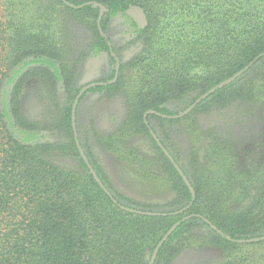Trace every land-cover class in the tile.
<instances>
[{"label":"trees","instance_id":"trees-1","mask_svg":"<svg viewBox=\"0 0 264 264\" xmlns=\"http://www.w3.org/2000/svg\"><path fill=\"white\" fill-rule=\"evenodd\" d=\"M96 4L105 8L102 14ZM116 17L127 23L132 43L143 44L128 68L135 80L130 84L122 75L115 83L114 77L94 82L80 100L125 90L129 115L122 131L130 134L150 135L146 121L152 119L186 123L192 151L184 165L172 154L180 171L154 139L161 170L139 150L129 155L142 179L164 176L173 198L124 201L134 210L166 209L159 216L131 212L121 196L109 195L76 143L72 116L80 90L65 55L80 49L76 28L84 27L92 34L84 51L94 57L107 53L114 75L117 68L121 74L126 65L107 34ZM33 93L46 105L44 125L24 111V98ZM170 102L183 111L171 110ZM77 112L78 107L76 117ZM200 114L229 116L252 135L225 136L215 126L201 132ZM43 132L58 140L45 139ZM202 135L206 153L200 157L196 140ZM105 147L115 148L113 142ZM247 150L262 151L258 157ZM179 222L155 258L157 245ZM259 236H264V0H0V264L153 259L178 264L197 246L222 251L220 264H264V241L237 242Z\"/></svg>","mask_w":264,"mask_h":264},{"label":"rangeland","instance_id":"rangeland-1","mask_svg":"<svg viewBox=\"0 0 264 264\" xmlns=\"http://www.w3.org/2000/svg\"><path fill=\"white\" fill-rule=\"evenodd\" d=\"M76 30L77 43L80 49L74 55L68 54L69 57L65 55V58L67 66L74 69L77 78L76 89L79 91L93 82L114 77V66L107 53L94 57L88 51H84V48L88 47L92 40V34L84 27H77ZM107 34L116 48L121 61L126 65L124 71L118 75V79L120 76L125 75L123 80L127 78L126 80L130 81V84H133L135 80L134 71L128 68L134 57L141 51L143 44L132 43V35L122 17L112 19ZM30 89L33 88L27 89L28 93L33 91ZM33 94L35 97L33 95L24 98V111L29 117L40 121L44 125L42 119L46 105L41 101L38 93ZM60 95L61 101H65L66 95L64 89L60 90ZM167 106L174 112L179 113L183 111V108L179 107L176 102H170ZM128 115L129 108L125 97V90L120 89L117 94L111 96H105L101 93L87 94L78 105L76 117V130L80 146L84 150L91 166L96 168L100 173L99 177L107 190L113 196H121L123 198L121 203L124 206L134 208L130 203L124 201L126 199L138 200L148 204L166 203L173 198H171L169 193L166 178L163 176V179L159 180L142 179L137 171L139 164L129 156L132 151L139 150L141 155L146 156L148 159H153L155 168L158 167L157 169L161 170L163 165L160 159H158L157 149L154 147V138L151 133L150 135L145 133L134 134V132L130 134L128 130L122 131ZM231 120L232 118L229 116L220 118L219 114L213 117L200 114L196 117L198 128L201 132L215 126L217 131L225 136H228L229 131L240 134L247 139L251 137L252 134L247 129L242 128L244 124L233 125L231 124ZM149 122L146 121V124H149V129L155 132L163 146L167 150L169 149L168 151L171 155L176 154L180 164L184 165L187 161V156L192 151L190 149L193 145V139L186 130V123L180 121L169 125L161 123L156 119H152ZM253 122L250 123V120H248L246 124L257 126ZM258 124L260 125L259 122ZM41 135L51 142L58 140L52 138V135L48 132H43ZM110 138H113V140L111 141ZM171 140L172 144H170ZM196 141L199 148L196 151L202 157L206 153L205 138L202 135ZM111 142H113L115 148L105 147L106 144ZM174 143L175 146L173 147ZM247 151L254 152L255 155L260 157L262 150ZM178 152L185 157L181 158L177 154ZM200 159L203 161L202 158ZM61 160L68 162L72 166L78 165L77 161L73 158ZM180 164L178 165L180 166ZM139 210L141 209L139 208ZM164 210L166 209H154L148 212H160ZM223 255L222 251L197 246L196 249H191L178 264H220ZM148 260H150V253L146 256V261Z\"/></svg>","mask_w":264,"mask_h":264},{"label":"water","instance_id":"water-1","mask_svg":"<svg viewBox=\"0 0 264 264\" xmlns=\"http://www.w3.org/2000/svg\"><path fill=\"white\" fill-rule=\"evenodd\" d=\"M96 6H99L100 8H101V14L105 11V8L102 6V5H100V4H96ZM253 64H251L250 66H248V67H246L244 70H243V72H245V71H247L251 66H252ZM242 72V73H243ZM233 79H231L230 81H232ZM78 102H79V97H78V99L75 101V104H74V109H73V116H72V118H73V126H74V132H75V138H76V143H77V145L78 146H80V143H79V140H78V133H77V130H76V106H77V104H78ZM194 107V106H193ZM192 107V108H193ZM152 113V112H151ZM189 113V110L188 111H186V112H184V113H181L180 114V116L182 117V116H185L186 114H188ZM151 134H152V136H153V138H154V140L157 142V144H158V146L162 149V151L164 152V154H166V156L170 159V161L172 162V164L174 165V167L176 168V170L177 171H180V166L177 164V162L174 160V158L172 157V155L168 152V150L163 146V144L161 143V141L159 140V138L157 137V135L155 134V132L153 131V130H151ZM83 158H84V160H85V162L89 165V167H91V165H90V163H89V160H88V158H87V156L83 153ZM97 179V181L99 182V184L101 185V187L109 194V195H111V193L107 190V188L105 187V185L98 179V178H96ZM193 198H194V200L196 199V194L195 193H193ZM115 202H116V200H115ZM127 210H129V211H131V212H136V213H138V214H143V215H148V216H159V215H161V213H159V212H148V211H141V210H134V209H127ZM181 224V222H179V223H177L176 225H174L168 232H167V234L163 237V239L159 242V244L157 245V247H156V250H155V252H154V257L156 258L157 257V255H158V251L160 250V248L162 247V245L164 244V243H166L167 241H168V239H169V237L173 234V232L177 229V227L179 226ZM212 226V228L214 229V230H216L217 231V228L215 227V226H213V225H211ZM260 241H264V236H262V237H259V238H252V239H246V240H239V241H237L238 243H241V244H251V243H257V242H260ZM154 262H155V259H153L152 261H151V263L150 264H154Z\"/></svg>","mask_w":264,"mask_h":264},{"label":"flooded vegetation","instance_id":"flooded-vegetation-1","mask_svg":"<svg viewBox=\"0 0 264 264\" xmlns=\"http://www.w3.org/2000/svg\"><path fill=\"white\" fill-rule=\"evenodd\" d=\"M120 60V59H119ZM111 61V60H110ZM120 62H122V61H120ZM112 63V62H111ZM113 64V63H112ZM113 66H114V64H113ZM114 68H115V66H114ZM118 75H119V69L117 68V71H116V74L114 75V78H113V82L115 83L116 81H117V79H118ZM108 80V79H107ZM99 81H102V80H99ZM99 81H97V82H99ZM95 85V83L93 82V83H91V84H89V85H87V86H85L83 89H81L80 90V93H79V95H78V97H79V102H78V104H77V106L76 107H78V105H79V103H80V99H81V95L82 94H84L85 92H86V90L87 89H89L91 86H94ZM78 97L76 98V100L78 99ZM75 100V101H76ZM74 104H75V102H74Z\"/></svg>","mask_w":264,"mask_h":264}]
</instances>
